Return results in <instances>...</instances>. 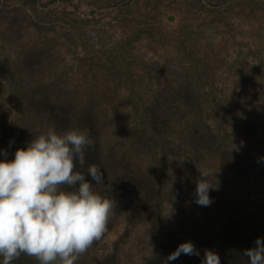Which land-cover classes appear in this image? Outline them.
<instances>
[{"label":"rangeland","instance_id":"1","mask_svg":"<svg viewBox=\"0 0 264 264\" xmlns=\"http://www.w3.org/2000/svg\"><path fill=\"white\" fill-rule=\"evenodd\" d=\"M56 107L58 134L88 133L92 191L115 202L74 264H150L189 241L192 264L205 250L249 264L264 238V0H0L1 142L26 149ZM198 171L213 173L207 207Z\"/></svg>","mask_w":264,"mask_h":264},{"label":"clouds","instance_id":"2","mask_svg":"<svg viewBox=\"0 0 264 264\" xmlns=\"http://www.w3.org/2000/svg\"><path fill=\"white\" fill-rule=\"evenodd\" d=\"M90 145L86 130L58 134L50 127L26 149L16 150L13 160L0 161L3 264H11L21 254L35 257L39 264H74L105 234L115 202L94 193L93 184L75 171L77 162L84 163V151ZM198 172L194 202L207 207L213 203L209 196L213 187L208 180L213 173ZM88 175L95 184H103L98 166L90 165ZM181 254L198 256L199 252L191 241L181 243L164 264ZM243 254L249 264H264V238H257L255 247ZM201 264H220V258L205 250Z\"/></svg>","mask_w":264,"mask_h":264},{"label":"trees","instance_id":"3","mask_svg":"<svg viewBox=\"0 0 264 264\" xmlns=\"http://www.w3.org/2000/svg\"><path fill=\"white\" fill-rule=\"evenodd\" d=\"M60 115H61V111L59 108L56 107V108L51 110V114L49 117V127H54L57 133H60L62 131L61 130L62 129L61 128L62 121L60 119ZM4 125H5V122H3L1 124L0 133L6 132V128H4ZM1 141L2 140L0 138V161H3L6 159L7 161L10 162L11 160L14 159L15 151L18 149L13 150V149L9 148L7 144H5V143L3 144ZM88 148L89 147H87L86 150ZM86 150L84 151V163L81 165V164H79V162H77V166L75 169V171H78L81 174H84V173L88 174L87 169L90 166L88 163V157L86 155ZM4 153H7L6 157H5ZM94 163L97 164L96 161H94ZM65 190H68V189L65 188ZM176 245L179 246V242H177ZM225 249L227 250V247ZM167 250L171 251V247L168 248ZM210 251H212V250H210ZM213 251H215V253H216V250H213ZM161 255H162L163 260H161V259L156 260V258L153 257L154 259H152L150 264H164V262L167 258L163 254H160L159 256H161ZM84 258L85 257L79 256L78 259L74 262L78 261V263H80L81 262L80 260H82V261L86 260ZM105 260H106L107 264H122L116 255H108ZM0 264H3V257L2 256H0ZM11 264H39V261L35 257H31V256H28L25 254H21L19 256V258L14 259L11 262ZM57 264H58V262H57ZM167 264H192V259L188 255L181 254L179 256V258H177L175 260L167 261ZM220 264H224V262H220Z\"/></svg>","mask_w":264,"mask_h":264}]
</instances>
